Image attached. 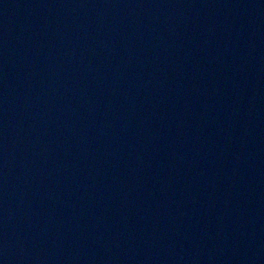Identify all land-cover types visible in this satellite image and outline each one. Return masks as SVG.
<instances>
[{"label":"water","instance_id":"1","mask_svg":"<svg viewBox=\"0 0 264 264\" xmlns=\"http://www.w3.org/2000/svg\"><path fill=\"white\" fill-rule=\"evenodd\" d=\"M0 264H264V0H0Z\"/></svg>","mask_w":264,"mask_h":264}]
</instances>
